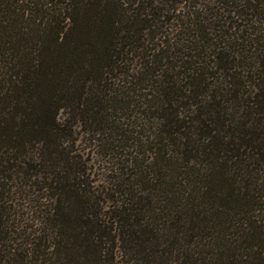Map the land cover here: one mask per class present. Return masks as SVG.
Returning a JSON list of instances; mask_svg holds the SVG:
<instances>
[{"label":"trees","instance_id":"1","mask_svg":"<svg viewBox=\"0 0 264 264\" xmlns=\"http://www.w3.org/2000/svg\"><path fill=\"white\" fill-rule=\"evenodd\" d=\"M0 264H264V0H0Z\"/></svg>","mask_w":264,"mask_h":264},{"label":"rangeland","instance_id":"2","mask_svg":"<svg viewBox=\"0 0 264 264\" xmlns=\"http://www.w3.org/2000/svg\"><path fill=\"white\" fill-rule=\"evenodd\" d=\"M62 116H64V115H62ZM62 116L60 115V118H62ZM79 139H80V142H79L80 145L78 146L79 150H82V149L87 150V147L89 146V145H87L89 143V141L87 140V136L80 135Z\"/></svg>","mask_w":264,"mask_h":264}]
</instances>
